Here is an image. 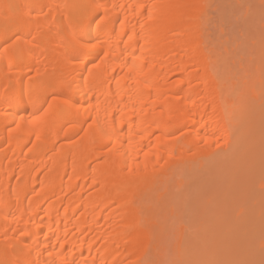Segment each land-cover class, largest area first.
<instances>
[{
  "label": "bare ground",
  "instance_id": "obj_1",
  "mask_svg": "<svg viewBox=\"0 0 264 264\" xmlns=\"http://www.w3.org/2000/svg\"><path fill=\"white\" fill-rule=\"evenodd\" d=\"M214 4L0 0V264H156L164 196L222 172L174 257L264 264V31L229 57Z\"/></svg>",
  "mask_w": 264,
  "mask_h": 264
},
{
  "label": "rangeland",
  "instance_id": "obj_2",
  "mask_svg": "<svg viewBox=\"0 0 264 264\" xmlns=\"http://www.w3.org/2000/svg\"><path fill=\"white\" fill-rule=\"evenodd\" d=\"M221 3L222 4L217 5L219 8L217 6H215V4H216L215 3L213 6V9H212L213 13L211 12L209 14V17H212V20L213 19L214 20H213V22H209V27H211V28H209L207 30V33H211V32L214 33L213 34V37H214L213 40H216V43L219 45V47L222 51L224 50V47L227 49L229 57H231L233 59H238L239 57L245 58V55L248 56L250 54V51L248 48V46L250 47V45H251L250 41L252 42V40L254 39V37L256 35L258 36L260 33H262L264 31V28L261 29L262 26H264V0H223V2L221 0ZM219 5H221V7ZM216 8H218L219 11H217L218 9H216ZM212 26H214L215 30H213L214 28ZM213 31H215V32H213ZM210 36L212 38L211 34H210ZM246 37L247 38L250 37L251 39L252 38L253 39L250 40V39H247ZM224 44H226V46ZM244 44H246V45H244ZM227 173L228 172H222L218 175H215L218 178L213 176L212 177L213 181L214 180L216 181L218 179H219V181L214 182L213 184H210L212 186V188L208 185V182H210V181H205L204 183H206L207 188H209V187L211 188V189H209V190H211V192H215L217 194L218 193L220 194L221 191H223L222 189L225 187L226 182L230 179V177H229L230 175H228ZM210 179H211V177H210ZM202 180L204 181V179H202ZM205 180H206V178H205ZM187 181L190 184V182L193 181V179H190V180L187 179ZM198 181H199V179H196L195 182H193L195 184H191V185L188 184L191 189H188L189 188L188 185L187 186H181L180 189H182V190L174 187L168 191L169 197L164 196L163 200L167 201L171 206L168 204L169 208H167V207H163L162 205H160V206H162V208L159 206V208L157 210V211H161L158 214H156V215H158V217H160V214H163V216L158 220H160V222H162L163 219H165L164 223L162 222L165 225V230L163 231V233L165 235H163L161 237L160 236L161 234H158V232H160V231L158 230V232H156L157 236L161 237L160 238L161 242H160V240H158V242L161 243V244L159 243L160 244V248H159L160 250L159 251L162 252V256L160 257V255H159L160 258H159V260H157L156 264H158V263L159 264H182L179 262V260H177L174 257L175 254H174V252H172V250L174 248L173 245L176 244V240L178 237L177 235L179 234V232H178L179 229L184 228L183 234L185 237H183L184 239H182V243L188 242V241H183V240H185V239L188 240L189 238H190L189 241L190 240L193 241L194 240L193 238L195 236H196L195 238L197 241L194 240L192 243H198L200 240H198L197 237L198 236L201 237V234L198 231L196 232V230H197L196 226H198V224H200L201 222H203V221L207 222L208 219L212 218L213 211L211 212L210 211L211 209L210 210L208 209V208H210L209 206H211L212 204L209 206H205V207L201 206V208H200V205H204V204H202L201 201L204 202L205 200H203V199L206 198L207 195H210L211 192L209 190H206L205 189L206 187L201 188L203 186L200 187V184H202V185H204V184L199 183ZM198 184H199V187L201 189L198 187ZM195 185H196V188H194ZM192 188H194V189H192ZM204 189L206 191H201ZM188 190H191V192H189ZM193 190H196V191H193ZM177 191H179V192H177ZM197 191H199V192H197ZM208 191L210 192V194L208 193ZM204 193H206V194H204ZM174 194H176V195L171 196ZM188 202H189V205H187ZM199 203H201V204H199ZM173 206L174 207L176 206V207L174 208ZM170 207H172L174 209V212H175L174 214H176V216H170V214H168ZM164 208H166L168 211L166 209L164 210ZM203 208H205V209H203ZM160 209H162V210H160ZM166 212H168V213H166ZM164 214H165V216H167L166 218H165ZM177 214H178V216H177ZM156 217L157 216H155V219H156ZM166 219L169 221H166ZM162 223H159V224L161 225ZM165 223L167 225L169 224L170 226L169 225L167 226ZM163 224L161 226L162 229L164 228ZM172 225H174V226L172 227ZM166 228H168V229H166ZM162 229H161V231H162ZM187 229L190 232H188ZM166 231H168V234H166ZM192 232H193V235H192ZM174 236H175V238H174ZM263 238L262 239L257 238V241H259V242L264 241Z\"/></svg>",
  "mask_w": 264,
  "mask_h": 264
},
{
  "label": "snow or ice",
  "instance_id": "obj_3",
  "mask_svg": "<svg viewBox=\"0 0 264 264\" xmlns=\"http://www.w3.org/2000/svg\"><path fill=\"white\" fill-rule=\"evenodd\" d=\"M6 9H10L11 6L10 5H5L4 6ZM152 7H155V5H153ZM149 16L151 17V11H149ZM12 18L9 16H5V34H7V32L10 30L11 25H12ZM121 24H123V21H121ZM14 35L16 36V39L12 41V43L10 45H6L4 52L8 53L9 49H11V56L9 58V66H12V61L16 60V59H22L23 57H25L26 55L30 54L31 52V48L28 47V45L32 44V42L36 39V37L33 35L31 40H24L22 39L21 35L19 32L14 33ZM9 39H11V37H9ZM54 101H55V97H54ZM51 104H49V108H51ZM45 112H47V109L45 110ZM19 127V126H17Z\"/></svg>",
  "mask_w": 264,
  "mask_h": 264
}]
</instances>
